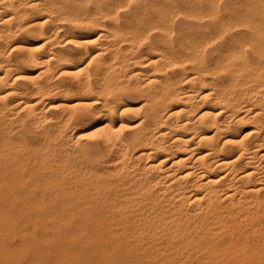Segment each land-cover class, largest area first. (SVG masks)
<instances>
[{
	"label": "bare ground",
	"instance_id": "1",
	"mask_svg": "<svg viewBox=\"0 0 264 264\" xmlns=\"http://www.w3.org/2000/svg\"><path fill=\"white\" fill-rule=\"evenodd\" d=\"M56 1L0 0V264H264V16L203 67Z\"/></svg>",
	"mask_w": 264,
	"mask_h": 264
},
{
	"label": "rangeland",
	"instance_id": "2",
	"mask_svg": "<svg viewBox=\"0 0 264 264\" xmlns=\"http://www.w3.org/2000/svg\"><path fill=\"white\" fill-rule=\"evenodd\" d=\"M157 1H158V3H157ZM252 1H254L256 3L251 2V0H245V1L244 0H238V1L237 0H156V1L155 0H58V1H56V6L57 5L58 6L56 7L57 12H55V14H57L58 16H61V15L66 16V15H64V13L65 14L74 13L76 15L78 14V16H82L80 14L84 13L85 17H88L90 15L89 17L98 18V19H102V17L104 18V17L107 16L108 18L106 17V18L103 19L104 21L106 20L105 22L108 25L107 27L108 28L112 27L113 30L115 28H117L118 31H119V33H118V31L116 29L115 32L116 31L117 32H116V34H114V31L110 28V30L113 31L112 33L115 35V37H112V39L114 38L112 41H114V42L116 41L115 43H118V44H121V45H124V46L127 45V46H125L126 49H124V51H126L127 53H130V52H128V49H129L130 46L132 47V49H131V47H130V49H131V53H133V54H135V53L136 54H139V53L143 54V52H145V51H146L145 53H147L148 51L149 52H153V50L155 51V46H156V48H157L156 50L158 52L159 51H164V52L166 51L165 52L166 54L170 53L169 56H170L171 59H172V57H175V58H173L174 60L172 59V61H176L175 59H177L179 56L180 57L182 56V57L178 58V60H183V59L191 57L192 61H196L198 64H201L204 67V66H206V64L213 65L216 62L215 60L219 59L218 49L220 48L219 47L220 45H223V43L225 44L226 42H230L231 40H232V42H235L236 40L239 39L240 32H248V33H250L249 29H248V26L245 25V23L243 22L244 18H246V17L247 18H251V19L252 18H256L258 20V18H261V17L264 16V11H263L264 10V5H263V3H264L263 1L264 0H252ZM60 4H61L62 7L60 6L61 8L58 9ZM153 5H156V6H154V8H153ZM242 6H243V8H242ZM260 7H263V8H260ZM244 8H245V10H243ZM260 9L263 11V13H262V11ZM136 10H137V12H136ZM141 10H142V12L140 13L139 11H141ZM228 11H229V13H228ZM87 12H89V13L91 12V13H94V14L97 13L99 16L97 14H96V16H94V14H91V13L89 14ZM221 12H223V13H221ZM240 13L243 14L244 17H242L240 15ZM59 14H61V15H59ZM84 14H83V16H84ZM103 14L104 15L106 14V15L104 16ZM130 14H133V15L131 16ZM129 16H131V17H129ZM220 16H221V18L223 20L220 18ZM203 17H204V19H203ZM212 17H213V19H212ZM123 18H124V20H123ZM206 18L211 19V22H210V20H207ZM233 18L235 19V22L237 21L236 25H235V22H234ZM107 19H109V20H107ZM127 19L131 22V24H130V22ZM145 19H148L150 24L153 23L152 24L153 26L150 25V28H149L148 21L145 20ZM213 20H214L215 23L213 22ZM240 20H242V21H240ZM113 21L115 23H113ZM120 21H122L124 24L122 22H120ZM124 21L125 22L128 21L129 23L128 22L125 23ZM151 21H152V23H151ZM207 21H208V23H207ZM223 23L225 25V28L223 26ZM229 23H232V24L229 25ZM242 23L244 24V26H243ZM263 23H264V19L258 23V26L262 29V31L264 33V24ZM122 24L125 25V26H123ZM211 24H212V27L210 26ZM154 25L155 26L158 25V26H156V28H155ZM160 25L163 26V28L160 27ZM227 25H228V27H227ZM237 25H240V27L237 26ZM241 25H242V27H241ZM233 26L234 27H236V26L239 27V30H238L237 27L234 28ZM152 27H154V28L152 29ZM157 27H159V28H157ZM223 28L226 29V30H224ZM150 29H152L153 32L150 31ZM164 29H167V30H164ZM221 29H223V31ZM157 30H158V32H157ZM160 30H161V32H160ZM209 30H211V32ZM236 30L238 31V33H237ZM155 31H156L157 34H155ZM206 31H207L208 34H206ZM218 32L219 33L221 32L223 34H221V33L219 34ZM127 33H129V34H127ZM133 33H135V34H133ZM143 33H147V34H143ZM185 33H187V34H185ZM209 33H212V34H209ZM139 34H141V35H139ZM203 34H204V36H201ZM214 34L217 35V36L219 34L220 35V36H218L219 38L215 37ZM211 35H213V36H211ZM225 35H226V37H225ZM124 36H125V38H124ZM152 36L154 38H152ZM207 36H208V38H212L213 40H215V38H217V39H216V41H212V43H211V39H209L208 42L209 41L210 42H209V45H208L207 41H205V38ZM120 37L122 39H125V41L124 40L121 41L122 39ZM128 37H130L131 40L129 39L127 41ZM132 37L134 38V40L136 38H138V40L137 39L135 40V41L138 42V45H137V42L134 43L132 41V39H133ZM144 37L145 38L148 37V39L147 38L145 39ZM190 37H191L192 40L190 39ZM197 38H199V40ZM119 39H121V40H119ZM189 39H190V41H189ZM195 39H197V40L195 41ZM202 39H204V41L207 44L202 43L203 42ZM148 40H149V42H148ZM224 40H226V41L224 42ZM191 41H193L194 43H192ZM200 41H201V43H200ZM129 42L130 43L133 42L132 43L133 45L130 44ZM140 42H142L141 43L142 45L140 44ZM215 43L218 46L215 45ZM143 44H145L144 47H146V48L143 47ZM201 44L204 47H206V45H207V47L204 48L202 46V48H204V49H202L200 47ZM90 46H92V43H90ZM198 46L201 48V52H200V49H199ZM161 47L164 50L163 49L161 50ZM248 47H249L248 51H250V46H248ZM136 48H139V49H136ZM130 49H129V51H130ZM134 49H136V50L133 51ZM196 49H197V51H196ZM179 51L181 52V54L179 53ZM212 52H214V53H212ZM154 53H156V51ZM171 53H173V56H172ZM205 54H208V55H205ZM185 56H187V57L185 58ZM167 58H168V56L166 57V59ZM208 58H209V60H208ZM167 61H169V60H167ZM187 62H185V63H187ZM178 63H181V62H178ZM178 63L176 62V64H175V69L176 70L178 69V66H179ZM82 65H84V63ZM188 66H190V63H189ZM88 69L90 70V72L87 71ZM88 69L86 71L88 73H90L94 77L95 76V71L93 70L94 69L93 64L90 65L88 67ZM110 72L112 73V70H110ZM110 72H107V74L108 73L110 74V75L108 74V77H109L108 79H112L111 77H113ZM107 74L105 73V75H107ZM114 74H116V71L113 72V75ZM112 81H113V79L111 80V82ZM123 92H124L123 94H124L125 98L128 97V99H130V98H132V96L138 97V95H129V94H127L129 92L128 88L126 89V91L124 90ZM126 95H127V97H126ZM142 113H143V111L141 112V114ZM120 129L121 128H119V130ZM25 136L27 137V138L25 137L27 140L30 139L29 136H27L26 134H25ZM83 139H82V141H83L82 143H84V141H86L85 139L84 140ZM82 143H80L81 145L76 143L75 145L74 144H72V145L69 144L67 146V148H68L67 151L70 154V158H73L74 160H77V159L81 160L82 158H84V153L82 152V147H80V146H82ZM71 146H73V147H71ZM73 148H76V149H73ZM72 150H73V152H72ZM15 222H16L15 223L16 230H26L25 233H24L25 236H29V234L32 231V229L36 230V233H39L41 231L40 230V226L34 228V227L31 226L30 223L25 222L24 219H22V218L18 219ZM17 237L19 238V235H16V241L18 239Z\"/></svg>",
	"mask_w": 264,
	"mask_h": 264
}]
</instances>
